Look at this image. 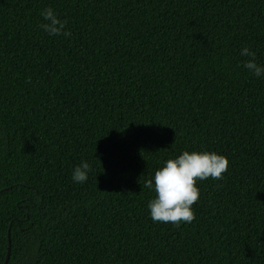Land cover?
<instances>
[{"label":"trees","instance_id":"1","mask_svg":"<svg viewBox=\"0 0 264 264\" xmlns=\"http://www.w3.org/2000/svg\"><path fill=\"white\" fill-rule=\"evenodd\" d=\"M246 46L264 66V0H0V264H264ZM185 150L230 167L198 182L190 224L154 222L142 185Z\"/></svg>","mask_w":264,"mask_h":264},{"label":"clouds","instance_id":"2","mask_svg":"<svg viewBox=\"0 0 264 264\" xmlns=\"http://www.w3.org/2000/svg\"><path fill=\"white\" fill-rule=\"evenodd\" d=\"M43 23L40 27L50 35L70 37L66 31L67 20H61L52 8L41 12ZM241 56L251 57L244 67L257 77L264 76V66L256 62V53L244 47ZM230 167L229 158L215 151L185 150L175 158H169L157 169L152 179L142 185L154 191V198L148 203L151 219L157 223H170L179 226L191 223L196 218L194 205L199 201L198 182L223 179ZM91 168L87 161L78 165L72 175L77 183L88 179Z\"/></svg>","mask_w":264,"mask_h":264},{"label":"water","instance_id":"3","mask_svg":"<svg viewBox=\"0 0 264 264\" xmlns=\"http://www.w3.org/2000/svg\"><path fill=\"white\" fill-rule=\"evenodd\" d=\"M8 256H9V251H8V253L6 255V259L4 260L3 264H7Z\"/></svg>","mask_w":264,"mask_h":264}]
</instances>
